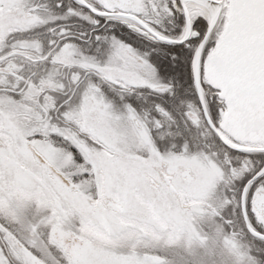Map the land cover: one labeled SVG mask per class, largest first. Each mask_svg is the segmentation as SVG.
I'll list each match as a JSON object with an SVG mask.
<instances>
[{"label": "snow or ice", "instance_id": "obj_1", "mask_svg": "<svg viewBox=\"0 0 264 264\" xmlns=\"http://www.w3.org/2000/svg\"><path fill=\"white\" fill-rule=\"evenodd\" d=\"M0 264H264V0H0Z\"/></svg>", "mask_w": 264, "mask_h": 264}, {"label": "flooded vegetation", "instance_id": "obj_2", "mask_svg": "<svg viewBox=\"0 0 264 264\" xmlns=\"http://www.w3.org/2000/svg\"><path fill=\"white\" fill-rule=\"evenodd\" d=\"M26 200H32L33 198L30 196L25 195L24 197ZM184 201L186 204L191 205L194 202L192 201L191 197L189 194H184ZM36 207L40 208V203L39 201H36ZM199 223V220H197V224ZM89 234L96 240H100V241H106V237L104 236L103 233H101L98 229H90L89 230ZM169 243L176 245L177 247H179L181 245V243H183L184 246L188 245V240L184 239L183 241H181L180 237H177L173 240H170Z\"/></svg>", "mask_w": 264, "mask_h": 264}]
</instances>
